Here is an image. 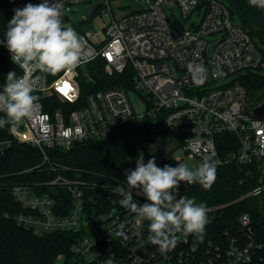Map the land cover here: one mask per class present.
<instances>
[{
	"label": "built area",
	"instance_id": "1",
	"mask_svg": "<svg viewBox=\"0 0 264 264\" xmlns=\"http://www.w3.org/2000/svg\"><path fill=\"white\" fill-rule=\"evenodd\" d=\"M95 1L60 0L63 21L85 41L81 63L75 69L53 76L27 72L15 64L21 76L33 81L38 100L32 118L20 125L27 136L12 134L11 139H0V158L13 142H19L36 148L46 160L47 150L68 151L78 142L101 141L124 124L154 119L165 111L166 126L189 158L215 162L216 169L228 164L256 165L264 173V116L249 114L246 90L238 81L242 75L264 68L263 56L227 6L219 0H205L199 9L203 0H131L142 7L123 15L120 0H112V7L111 0H101L84 18L85 9ZM40 2L25 0L24 6ZM80 6L82 11L77 9ZM174 9L180 22L167 16ZM8 58L12 62L10 52ZM97 58L104 61L108 76L120 75L128 67L131 90L111 87L81 96L80 74ZM53 96L56 109H51ZM220 135L234 136L238 149L220 155ZM179 162L173 161L174 167ZM47 186L60 187L64 198L29 193L22 186L4 188L25 210L15 215L18 224L38 235L52 231L78 235L64 264H107L109 260L112 264H251L261 248L253 238L249 217L242 215L238 218L242 238L225 232L219 244L180 232L175 248L160 250L147 243L148 226H138L135 214L119 205L122 197L113 190L120 185L94 184L58 174ZM137 191L133 190V199L142 205L146 197ZM179 194V190L174 192ZM250 194L264 211V182ZM65 197L68 207L62 205ZM207 210L208 225L214 216Z\"/></svg>",
	"mask_w": 264,
	"mask_h": 264
},
{
	"label": "trees",
	"instance_id": "2",
	"mask_svg": "<svg viewBox=\"0 0 264 264\" xmlns=\"http://www.w3.org/2000/svg\"><path fill=\"white\" fill-rule=\"evenodd\" d=\"M219 1L227 6L233 17L255 40L264 64L263 9L250 6L248 0ZM24 2L25 0H0V40H5L7 23L14 15V9L23 8ZM8 52L6 46L0 44V90L3 89L9 72L21 76V70L9 60ZM103 68L104 61L101 58L86 65L85 73L81 72L79 79L81 96L111 87L131 90V71L128 67L124 73L111 76ZM261 70L264 68L238 78L246 90L247 104L264 93V72ZM51 99V109H56V99L54 96ZM46 110L49 108L46 107ZM3 115L0 113V116ZM165 115L166 112L161 111L154 119L146 118L139 123L124 124L104 140L78 142L68 151L47 150L46 160L36 148L13 142L8 152L0 158V264H54L57 258H70L72 246L78 238L76 233L60 231L38 235L18 224L15 215L25 213V210L4 188L6 185L26 187L29 193L58 195L56 198L60 199L64 198L65 192L58 186H47L58 174L94 184L126 185V171L133 170L130 161L134 159L128 146L130 140L148 143L158 141L149 159L155 157L157 166L161 168L165 165L174 167L171 159L164 158L168 137L175 138L165 124ZM11 138L12 134L7 128L0 129V139ZM217 140L220 155L238 149V141L232 135H220ZM51 168L56 170L52 171ZM263 182L264 173L258 166L228 164L216 169V178L210 188L205 189L197 183L189 186L181 182L177 198H195L197 204L204 203L207 209H211L209 211L214 217L205 228L203 241L211 240L220 244L224 241L225 232L229 236L242 238L238 218L247 215L253 238L261 245L251 264H264V211L257 198L250 194ZM62 202V205L68 207L66 197ZM144 224L148 226L147 221ZM118 264L124 262L120 261Z\"/></svg>",
	"mask_w": 264,
	"mask_h": 264
},
{
	"label": "clouds",
	"instance_id": "3",
	"mask_svg": "<svg viewBox=\"0 0 264 264\" xmlns=\"http://www.w3.org/2000/svg\"><path fill=\"white\" fill-rule=\"evenodd\" d=\"M248 3L264 9V0H248ZM64 15L60 0H41L16 8L7 23L5 40H0V44L11 53L12 62L27 72L55 76L73 70L81 63L85 41L70 23L63 21ZM33 92V81L27 76L7 74L0 90V113L4 114L0 116V129L7 128L10 134H15L26 118H32L38 100ZM215 178L216 164L212 161H203L195 168L181 162L176 167L161 168L155 157L145 163L140 156L134 170L126 171V186L120 185L113 191L122 197L119 205L135 214L138 226L148 222L147 243L160 250H170L176 247L180 232L195 235L202 242L208 223L204 203L197 204L195 198L187 196L177 198L174 192H178L181 182L210 188ZM133 190L143 194L147 202L140 205L134 201Z\"/></svg>",
	"mask_w": 264,
	"mask_h": 264
},
{
	"label": "rangeland",
	"instance_id": "4",
	"mask_svg": "<svg viewBox=\"0 0 264 264\" xmlns=\"http://www.w3.org/2000/svg\"><path fill=\"white\" fill-rule=\"evenodd\" d=\"M118 4L123 7L122 9L123 15L133 11L134 9H138L142 7V4L140 2L131 1V0H120L118 1ZM113 5H114L113 1L111 0L110 6L112 7ZM102 8L105 12H108L106 6H103ZM77 9L80 11L83 10L81 6L78 7ZM113 14L116 16V13H113ZM167 14H168L167 15L168 18H170L174 22H180L179 16L176 13L175 9H174L173 14H170L169 12H167ZM69 17L72 20L76 19V15H73V14H69ZM261 72H264V70H261ZM129 97L131 101H133L132 96L130 95ZM15 134L19 138H25L27 136L26 132L21 128V126H19L18 131ZM157 145H158V141H155L154 143H148V142H141L137 140H130L128 142V146L134 155V159L130 161L132 169L134 170L135 165H136V160L140 156H143L144 161L146 163L149 157L154 153ZM164 158H167V159L169 158L172 160V162L173 161L176 162V160L179 159L181 163L187 164L190 168H191V165L197 167L201 163V161L198 158L196 157L189 158L188 155L185 154L180 147L177 148V141L172 136H169L167 139L166 152H165ZM54 264H64V259L62 257L57 258Z\"/></svg>",
	"mask_w": 264,
	"mask_h": 264
},
{
	"label": "water",
	"instance_id": "5",
	"mask_svg": "<svg viewBox=\"0 0 264 264\" xmlns=\"http://www.w3.org/2000/svg\"><path fill=\"white\" fill-rule=\"evenodd\" d=\"M101 0H96L94 4L87 7L84 11V18H87L90 12L95 8L96 4L100 3ZM206 3L205 0L200 2L196 9L201 8ZM249 114L254 118H262L264 116V93L260 94L256 100L250 101L247 104Z\"/></svg>",
	"mask_w": 264,
	"mask_h": 264
}]
</instances>
